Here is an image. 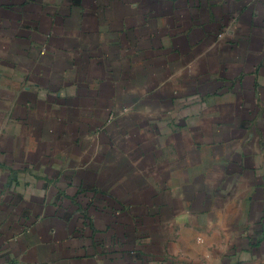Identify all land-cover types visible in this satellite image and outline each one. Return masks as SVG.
<instances>
[{
  "label": "crops",
  "instance_id": "0c3cea01",
  "mask_svg": "<svg viewBox=\"0 0 264 264\" xmlns=\"http://www.w3.org/2000/svg\"><path fill=\"white\" fill-rule=\"evenodd\" d=\"M0 264H264V0H0Z\"/></svg>",
  "mask_w": 264,
  "mask_h": 264
}]
</instances>
